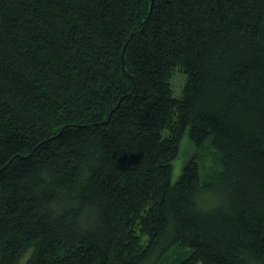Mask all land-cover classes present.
<instances>
[{"label": "trees", "instance_id": "obj_1", "mask_svg": "<svg viewBox=\"0 0 264 264\" xmlns=\"http://www.w3.org/2000/svg\"><path fill=\"white\" fill-rule=\"evenodd\" d=\"M22 259L264 264V0H0V264Z\"/></svg>", "mask_w": 264, "mask_h": 264}, {"label": "rangeland", "instance_id": "obj_2", "mask_svg": "<svg viewBox=\"0 0 264 264\" xmlns=\"http://www.w3.org/2000/svg\"><path fill=\"white\" fill-rule=\"evenodd\" d=\"M185 76L184 74H180L177 72L173 78H172V88L174 91L175 95H179L181 92L182 88V82L184 81ZM183 150H184V155L181 156V159L178 158L174 162V168H173V177L176 178L181 170H182V165L190 158V154L195 152V148L190 145L188 142L184 143L183 145ZM187 152V153H186ZM186 153V154H185ZM199 154V161H200V174H201V179L206 180L207 177L211 173V156H212V150L208 146H204L202 149L198 150ZM202 169V170H201ZM24 262V259L21 260L20 264ZM201 264V263H197Z\"/></svg>", "mask_w": 264, "mask_h": 264}]
</instances>
